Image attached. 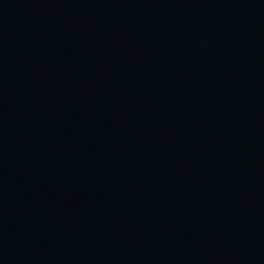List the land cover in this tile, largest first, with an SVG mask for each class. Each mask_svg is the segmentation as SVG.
I'll list each match as a JSON object with an SVG mask.
<instances>
[{"label":"water","instance_id":"95a60500","mask_svg":"<svg viewBox=\"0 0 264 264\" xmlns=\"http://www.w3.org/2000/svg\"><path fill=\"white\" fill-rule=\"evenodd\" d=\"M0 264H264V0H0Z\"/></svg>","mask_w":264,"mask_h":264}]
</instances>
